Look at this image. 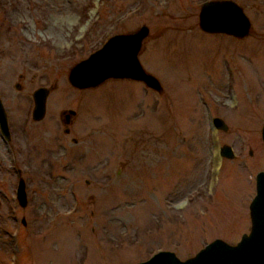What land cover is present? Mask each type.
Here are the masks:
<instances>
[{
	"label": "rangeland",
	"instance_id": "rangeland-1",
	"mask_svg": "<svg viewBox=\"0 0 264 264\" xmlns=\"http://www.w3.org/2000/svg\"><path fill=\"white\" fill-rule=\"evenodd\" d=\"M205 1L0 0V264H134L158 250L183 260L249 232L264 171L263 4L235 0L251 22L239 38L199 28ZM142 25L139 60L161 92L69 83L71 66ZM39 87L49 93L34 121Z\"/></svg>",
	"mask_w": 264,
	"mask_h": 264
},
{
	"label": "water",
	"instance_id": "water-1",
	"mask_svg": "<svg viewBox=\"0 0 264 264\" xmlns=\"http://www.w3.org/2000/svg\"><path fill=\"white\" fill-rule=\"evenodd\" d=\"M198 26L206 33H223L243 38L249 34L251 22L242 7L234 1L208 0L200 5ZM148 35L149 28L146 25L131 33L112 35L101 47L71 66L67 75L69 83L74 88L87 89L96 87L108 79H130L161 92L159 80L147 72L139 60L142 44ZM48 93L47 87H39L33 91L31 117L34 121L43 119ZM75 114L71 109L63 111L65 124H69ZM213 125L223 131L228 129L220 117L213 119ZM0 131L6 139L10 138L7 114L1 99ZM261 139L264 144V122ZM219 155L232 159V147L226 144L219 147ZM16 199L20 206H25L27 198L23 178H19ZM249 217V232L243 234L236 244L216 238L196 254L183 260L173 251L159 250L147 260L134 264H264V171H259L255 176V195L249 204Z\"/></svg>",
	"mask_w": 264,
	"mask_h": 264
},
{
	"label": "flooded vegetation",
	"instance_id": "flooded-vegetation-1",
	"mask_svg": "<svg viewBox=\"0 0 264 264\" xmlns=\"http://www.w3.org/2000/svg\"><path fill=\"white\" fill-rule=\"evenodd\" d=\"M232 1H234L235 3H237L239 6H241L238 2H236L235 0H232ZM261 2H262V4H263V9L262 10H264V0H261ZM242 7V6H241ZM243 9V8H242ZM65 119V117L63 116V120ZM69 123H71V119L69 120ZM65 130H68L67 132H69V128L68 127H66L65 128ZM73 141H74V139H73Z\"/></svg>",
	"mask_w": 264,
	"mask_h": 264
}]
</instances>
